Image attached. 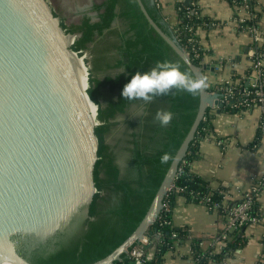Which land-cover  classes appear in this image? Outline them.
<instances>
[{
	"label": "trees",
	"instance_id": "16d2710c",
	"mask_svg": "<svg viewBox=\"0 0 264 264\" xmlns=\"http://www.w3.org/2000/svg\"><path fill=\"white\" fill-rule=\"evenodd\" d=\"M227 1L233 8V2L241 4L243 0ZM142 2L152 20L182 48L189 35L198 28L208 30L217 25L206 18H196L195 14H191V4L187 7L183 3H176L177 25L172 28L161 14L159 0ZM254 3V0L248 1V13L256 16L253 21L261 22L260 11L255 9ZM90 11L96 14L95 21L84 15L78 24L62 27L66 32L78 35L71 47L76 54L90 49L91 45L102 44L101 49L96 52L93 70L117 72L103 80L88 78L87 94L97 106L98 121L94 129L98 141V159L94 166L93 181L96 190L103 196L94 197L87 219L82 223L78 222L70 233L58 232L45 247L29 254L23 253L21 245H17V252L31 264H92L120 246L146 214L175 153L195 119L199 105V95L193 97L175 90V94L159 97L146 105L138 100H125L121 92L132 75L137 71H147L157 61L179 63L181 71L192 72L149 28L135 0H103L99 5L94 4ZM234 17L240 19L237 14ZM237 26H251V22L245 21L241 25L237 22ZM192 62L199 66L197 60ZM104 89L118 95L115 100L102 106L98 103V96ZM206 90L210 91L209 87ZM132 107L138 109L140 116L136 123L125 122L130 133L128 147L122 149L124 156L120 163L114 150L103 139L115 125L117 118L126 115ZM161 109L173 113L171 123L164 128L154 120L156 112ZM220 111L236 113L239 110L223 105ZM211 119L210 109H207L185 158L177 169L174 184L182 191H172L164 197L163 202L168 201L171 213L167 215L161 212L147 234L151 237L159 234L160 240L154 260L146 264H161L163 257L173 250L174 244L187 237L185 232L176 230L172 223L171 214L176 196L194 203H201L205 198L213 202L224 199L223 193L210 189L208 183L192 167L198 156L199 143L211 133ZM261 135L262 131L258 128L257 141L252 148L258 144ZM164 153L172 157L167 164L160 162ZM252 213L255 214L254 208ZM76 221L77 219H73L72 224ZM173 233L177 235L176 239L171 237ZM245 238V229L242 228L229 237L226 246L220 251L211 249L203 252L198 241L193 242L192 260L199 261V264H227L226 260L243 246ZM121 259L122 261L115 264H131L127 255H123Z\"/></svg>",
	"mask_w": 264,
	"mask_h": 264
},
{
	"label": "water",
	"instance_id": "95a60500",
	"mask_svg": "<svg viewBox=\"0 0 264 264\" xmlns=\"http://www.w3.org/2000/svg\"><path fill=\"white\" fill-rule=\"evenodd\" d=\"M135 1L149 28L194 78L203 76L152 20L142 0ZM73 37L64 34L44 0H0V261L31 264L17 245L44 243L62 223L82 211L88 214L96 190L98 141L83 82L69 58L77 54L65 44ZM217 99L206 89L200 92L195 119L143 219L120 246L92 264L122 261L149 233L206 110L213 106L220 113Z\"/></svg>",
	"mask_w": 264,
	"mask_h": 264
},
{
	"label": "crops",
	"instance_id": "0c3cea01",
	"mask_svg": "<svg viewBox=\"0 0 264 264\" xmlns=\"http://www.w3.org/2000/svg\"><path fill=\"white\" fill-rule=\"evenodd\" d=\"M161 14L167 24L177 25L176 3L184 0H159ZM260 11L264 29V0H254ZM201 18L217 25L197 29L196 37L203 50L202 74L208 87L226 80L243 79L248 71L247 51L250 38L238 32L233 22V9L227 0H192ZM236 82V81H235ZM263 113L259 108L236 113L216 110L211 113V133L198 145V156L193 162L194 171L206 181L213 191L224 195L227 205L240 202L255 183H262V190L254 210L258 222L245 229L246 242L235 250L227 264H264V134L258 144V125ZM172 223L176 230L186 233L184 241L174 244L161 264H192L191 247L198 241L201 251L212 249L213 237L221 230L224 216L211 211L202 203L188 202L176 196L172 208Z\"/></svg>",
	"mask_w": 264,
	"mask_h": 264
},
{
	"label": "built area",
	"instance_id": "2783aa9c",
	"mask_svg": "<svg viewBox=\"0 0 264 264\" xmlns=\"http://www.w3.org/2000/svg\"><path fill=\"white\" fill-rule=\"evenodd\" d=\"M248 1L251 0H243L241 4L233 2L232 8L233 21L234 24H236L235 29L239 32H245L251 41L246 54L248 71L243 79L239 81L236 79L222 81L219 84L210 86V91L208 92L210 95L218 96L217 101L221 107L223 105H230L233 109H238L239 111H250L254 108H259L263 115L258 128L264 134V29H262L260 22L253 21L256 16L248 13ZM190 13L195 14L196 18L200 17L193 3L191 4ZM235 14L240 16L239 20L237 17H234ZM245 21L251 22V26H237V22L241 25L245 23ZM183 50L191 61L197 60L199 62L198 67L202 70L204 67L202 61L203 50L196 37V32H192L186 39ZM243 83L245 84L244 86L242 85ZM208 109H210L211 113L217 110L213 106L208 107ZM255 147L256 146H254V148ZM261 190L262 183H254L243 195L240 202L234 205H227L224 199L221 202H213L209 198L202 199L201 203L208 207L209 210L220 211L224 216V224L221 230L213 237L211 244L212 249L220 251L226 246L229 237L233 235L234 232L258 222V217L256 214L252 213V209L257 203ZM172 191H175V193H180L182 191L175 186L174 181L165 196ZM95 193H97V190H95ZM161 212L167 215L171 213V206L168 201L162 202L159 214ZM158 216L156 219H158ZM164 224H169V222H164ZM171 237L176 239L177 235L173 233ZM159 240L160 237L158 234L154 237L146 235L141 240L137 241L127 253L130 263L146 264L152 262L157 251ZM192 264H199V261L197 262L194 260Z\"/></svg>",
	"mask_w": 264,
	"mask_h": 264
},
{
	"label": "rangeland",
	"instance_id": "374dc122",
	"mask_svg": "<svg viewBox=\"0 0 264 264\" xmlns=\"http://www.w3.org/2000/svg\"><path fill=\"white\" fill-rule=\"evenodd\" d=\"M44 1L46 6L51 11L53 17L59 20L60 26L64 34L65 35L70 34L71 36H74L73 39L71 38L72 42L68 46V49H71L78 35L66 32L62 26L64 25L68 27L71 25H76L79 23V21L82 19L84 15H88L89 17L92 18L93 21H95L96 14L90 11L91 7L94 4H98V5L101 4L103 0H44ZM110 40L114 41L113 39ZM98 45L99 44L95 46L91 45L90 49L82 53H77V57L81 59L83 64L85 65L88 78L92 77L94 79L103 80L108 76H114L117 72L106 71L104 69H99L97 71L93 70L94 69L93 62L95 60L94 58L96 56V52H98V49H101L102 47V44L99 46ZM90 71H92V73H90ZM117 95L118 94L116 92H109L107 89L101 90V93L98 96V103L101 104L102 106H105L108 102L115 100L117 98ZM139 116H140V112L138 111L137 108L135 107L130 108L127 111L126 115L117 118V120L115 121V125L111 128L110 132L103 139V141L114 150L116 156L118 157V161L120 163H122V157L124 156V154L122 153V149L128 147L127 141L129 140L128 134L130 133V130L127 128L125 122L133 121L134 123H136L138 121ZM99 196L101 197L103 196V194L98 193L97 191V193L94 194L93 199L94 197L98 198ZM87 217L88 214L83 213L82 216L76 218L77 221L75 222L74 225H76L78 222L82 223L87 219Z\"/></svg>",
	"mask_w": 264,
	"mask_h": 264
},
{
	"label": "clouds",
	"instance_id": "9594fccd",
	"mask_svg": "<svg viewBox=\"0 0 264 264\" xmlns=\"http://www.w3.org/2000/svg\"><path fill=\"white\" fill-rule=\"evenodd\" d=\"M179 63L171 61H157L150 69L144 72L137 71L132 75L121 92V96L128 101L138 100L143 104H150L159 97L170 93L185 92L196 97L208 87L207 78L193 77L187 71H181ZM175 90V92H174ZM173 119V113L168 110H158L154 116L155 122L161 128L167 127ZM172 157L164 153L161 164H167Z\"/></svg>",
	"mask_w": 264,
	"mask_h": 264
},
{
	"label": "bare ground",
	"instance_id": "6f19581e",
	"mask_svg": "<svg viewBox=\"0 0 264 264\" xmlns=\"http://www.w3.org/2000/svg\"><path fill=\"white\" fill-rule=\"evenodd\" d=\"M72 40L71 38H66L65 40V44L67 46H69L71 44ZM69 58L75 68V70L77 71L80 79L82 80L83 82V85H84V99L87 103V111H88V115L90 117V121L93 125V127H96V125H98V122L96 120V111H97V108H96V105L93 104L92 101H89L86 97V91L88 90V75H87V70H86V67L85 65L83 64L82 60L79 59L77 57V55H75L74 53H69ZM0 264H12L8 259H4L2 261H0Z\"/></svg>",
	"mask_w": 264,
	"mask_h": 264
},
{
	"label": "flooded vegetation",
	"instance_id": "af4514ba",
	"mask_svg": "<svg viewBox=\"0 0 264 264\" xmlns=\"http://www.w3.org/2000/svg\"><path fill=\"white\" fill-rule=\"evenodd\" d=\"M83 213H84V211L78 213V214L76 215V218L79 217V216H82ZM76 218H75V219H76ZM74 224H75V223L72 224V220L70 221V219L67 220L66 222L62 223L60 229H59L56 233H53L51 236H49V237L47 238V240H46L44 243L24 242V243L20 244L21 247H22V248H21V249H22V252H23V253H28V254H29V253H32L33 251H35V250H37V249H39V248L45 247L46 244L50 241V239L54 238V236H55L58 232H61V233L64 232V233H66V234L70 233V232L72 231V229L75 228V225H74Z\"/></svg>",
	"mask_w": 264,
	"mask_h": 264
}]
</instances>
